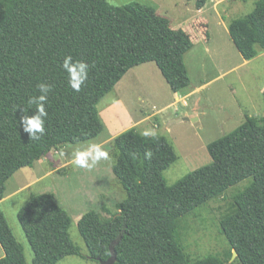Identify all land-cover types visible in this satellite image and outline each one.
<instances>
[{"label":"trees","instance_id":"obj_1","mask_svg":"<svg viewBox=\"0 0 264 264\" xmlns=\"http://www.w3.org/2000/svg\"><path fill=\"white\" fill-rule=\"evenodd\" d=\"M187 1L200 9L208 0ZM227 29L244 59L257 56L264 50V0H255L252 10L229 21ZM192 46L184 29L172 28L153 6L137 1L0 0V200L6 180L18 169L104 131L98 103L131 67L154 62L172 91L189 87L184 55ZM65 55L90 65L78 93L67 85L61 68ZM41 82L51 84L52 91L45 104V134L32 140L20 118L34 114L28 98L39 95ZM262 95L264 102V89ZM113 146L112 172L125 197L108 217L91 209L78 219L87 254L72 242V218L53 193L31 194L19 208L32 264H56L68 255L100 264L111 250L113 264H227L216 255L189 258L176 230L185 215L243 180L249 182L233 196L219 227L241 264H264L263 117L246 115L232 131L209 142L210 162L172 184L163 171L178 156L164 135L145 138L131 127L116 135ZM146 150L153 153L151 159H144ZM0 249V264H26L1 209Z\"/></svg>","mask_w":264,"mask_h":264},{"label":"rangeland","instance_id":"obj_2","mask_svg":"<svg viewBox=\"0 0 264 264\" xmlns=\"http://www.w3.org/2000/svg\"><path fill=\"white\" fill-rule=\"evenodd\" d=\"M108 1L114 5L130 1L151 5L169 20L172 28L184 29L193 41V47L184 55L191 83L186 89L174 92L154 62L131 67L117 87L98 103L100 114L114 99V104L117 101L121 105L124 120L118 119L115 113L109 115L110 125L116 132L111 133L106 127L92 139L52 149L31 167L18 169L6 180L0 209L23 247L26 264H32L33 252L18 222L17 212L31 194L42 192L53 193L71 216L70 238L87 254L77 228L78 219L91 209L103 218L108 217L117 211V203L125 197L112 172L116 156L113 140L122 131L131 127L139 132L154 128L168 139L178 156L163 171L167 184H172L209 163L207 144L232 131L246 115L264 118V50L259 49L257 56L249 60L244 59L227 29L229 21L252 10L255 0H208L200 9L187 0ZM183 117L189 119L183 120ZM90 143L101 145L111 159L101 161L91 170L76 168L71 163L74 148ZM248 182L243 180L230 186L180 220L176 238L189 258L216 255L227 264H241L220 231L219 220L231 208L233 196ZM2 255L0 249V257ZM56 264L99 263L68 255Z\"/></svg>","mask_w":264,"mask_h":264},{"label":"clouds","instance_id":"obj_3","mask_svg":"<svg viewBox=\"0 0 264 264\" xmlns=\"http://www.w3.org/2000/svg\"><path fill=\"white\" fill-rule=\"evenodd\" d=\"M61 68L66 73L67 85L75 92H80L82 86L86 84L90 65L84 60H73L71 55H65L62 59ZM39 95L28 98V105H35V111L32 115L22 114L20 124L23 130L29 134L32 140H39L45 134V118L47 111L45 104L48 101L49 93L52 91V85L41 82L37 84ZM25 113L24 109L21 110ZM145 138H158V132L154 128H145L140 132ZM153 153L146 150L144 159H151ZM110 154L103 147L96 143H90L86 146H77L72 152L71 163L78 169L91 170L101 161L110 160ZM231 264V262H229Z\"/></svg>","mask_w":264,"mask_h":264},{"label":"crops","instance_id":"obj_4","mask_svg":"<svg viewBox=\"0 0 264 264\" xmlns=\"http://www.w3.org/2000/svg\"><path fill=\"white\" fill-rule=\"evenodd\" d=\"M120 80L116 83V85H115L116 87H117V84L120 83ZM176 98H178V95L176 96ZM113 102H115V99L112 100L111 102H109V104H108V106L106 108V111L105 112L102 111L101 114H100L101 118L103 119V121L105 123V126L109 129V131L111 133H113L114 131L116 132V130H114L113 127L110 125L111 124V121L109 119V115L112 114V113H115L116 114V117L118 119H123V120L125 119L124 114H123V111L121 109V105L120 104L118 105L117 104V101H116L115 104Z\"/></svg>","mask_w":264,"mask_h":264},{"label":"water","instance_id":"obj_5","mask_svg":"<svg viewBox=\"0 0 264 264\" xmlns=\"http://www.w3.org/2000/svg\"><path fill=\"white\" fill-rule=\"evenodd\" d=\"M183 120H187L189 119L188 117H183ZM190 119H194V118H190ZM234 255H236V252L233 251ZM115 261V254L114 251L111 250V256L107 259V260H99L100 264H113V262Z\"/></svg>","mask_w":264,"mask_h":264}]
</instances>
